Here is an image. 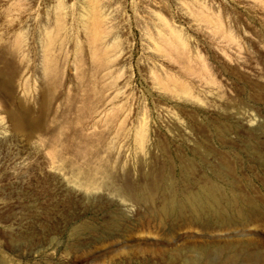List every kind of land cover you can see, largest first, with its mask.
<instances>
[{"label": "rangeland", "instance_id": "rangeland-1", "mask_svg": "<svg viewBox=\"0 0 264 264\" xmlns=\"http://www.w3.org/2000/svg\"><path fill=\"white\" fill-rule=\"evenodd\" d=\"M210 182L250 236L156 213ZM240 239L264 256V0H0V264H175Z\"/></svg>", "mask_w": 264, "mask_h": 264}, {"label": "bare ground", "instance_id": "bare-ground-1", "mask_svg": "<svg viewBox=\"0 0 264 264\" xmlns=\"http://www.w3.org/2000/svg\"><path fill=\"white\" fill-rule=\"evenodd\" d=\"M97 27H99V18L95 17V29ZM94 37L95 39L97 37L96 31ZM13 119L16 128L19 131L23 130L25 127L24 116L21 114H14ZM158 192H160V188H157L155 193L148 195V199H151ZM242 202V196L231 193L212 182L202 184L193 190H176L169 187L167 193L165 192V195L162 196V201L156 208V213L160 218H168L173 222L182 220L187 222L190 226L197 225L206 230H208L207 228L210 229L214 227L222 229L224 230L223 234H221L222 237L240 236L245 238L250 236L253 232L246 229V227L250 225L251 213L241 208ZM119 222L120 221L111 222L110 228L113 230L114 236L119 235ZM82 226V229L80 227L81 230L85 231L91 229L89 225ZM188 226L183 232L186 237L202 238L208 235L205 231V234L198 233L194 231L192 227ZM239 226L244 228L240 233L236 230H232ZM80 229L78 230L80 231ZM241 239L238 242L206 243V245H196L197 247L190 248H181V246L177 244L175 246L179 248H172V252H177V254L175 253V255H177V258H175V260L177 259V263L175 264H247L248 261H250L251 264H264V256L259 253L262 257H259L257 261L254 257L252 244L248 240L242 241ZM176 243L178 242H175V244ZM134 246L139 249L143 248L142 243L135 244ZM163 250L165 252L167 248H160V251ZM157 253H159V250ZM170 254L172 255L171 252ZM257 254L256 256H260ZM244 260L248 261L243 262ZM1 264H6V262L3 260Z\"/></svg>", "mask_w": 264, "mask_h": 264}]
</instances>
